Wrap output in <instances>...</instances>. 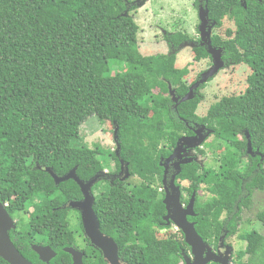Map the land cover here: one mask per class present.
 <instances>
[{
  "label": "trees",
  "instance_id": "1",
  "mask_svg": "<svg viewBox=\"0 0 264 264\" xmlns=\"http://www.w3.org/2000/svg\"><path fill=\"white\" fill-rule=\"evenodd\" d=\"M133 4L0 0V203L14 220L32 209L17 233H10L12 241L20 237L17 250L32 264L41 262L31 244L48 246L56 255L51 264H71L63 250L75 244V233L64 206L82 195L74 181L55 185L44 170L63 177L75 169L83 182L95 177L104 153L98 145L88 148L80 137V127L91 117L117 128L118 156L108 157L115 172L119 160L129 172L130 181L106 182L93 204L100 232L114 240L124 264H184L183 256L190 252L180 231L157 237L170 228L163 220V165L182 137H194L205 127V139L195 148L200 156L212 137L207 150L217 158V167L193 159L180 166L175 184L187 195H181L185 206L195 193L196 216L187 219L213 250L224 233L227 238L238 233L240 214L249 210L253 193L264 192L263 5L195 0L215 28L225 19L234 24L224 38L212 35L211 45L222 50L226 66L244 65L251 72L243 94L221 98L199 117L206 84L193 100L180 103L201 74L188 84L189 67L177 69L175 62L185 43L194 45L187 47L193 62H211L206 47L177 32L163 36L167 54L143 56ZM114 63L119 71L112 75ZM256 219L264 226V209ZM244 238L235 263L264 264V234L249 231ZM93 263L105 264L101 257L88 261L85 252L83 264ZM0 264L7 263L0 259Z\"/></svg>",
  "mask_w": 264,
  "mask_h": 264
},
{
  "label": "rangeland",
  "instance_id": "2",
  "mask_svg": "<svg viewBox=\"0 0 264 264\" xmlns=\"http://www.w3.org/2000/svg\"><path fill=\"white\" fill-rule=\"evenodd\" d=\"M135 6L136 12L134 13V20L139 27L137 34L139 52L143 56H153L155 54H167L169 49L163 40V36L172 33H183L187 35L192 42H196L200 36L198 34V9L194 6L195 0H129ZM226 30H234V24L225 19L220 28H212V35H218L224 38ZM185 66L189 67V75L186 78L188 84L196 80L199 74L207 71L210 66V60H204L199 63L193 62V54L191 49H183L179 51L176 56L175 67L182 69ZM119 71V66L115 63L112 64L111 74ZM250 70L244 65L226 66L210 81L206 83L204 90L201 91L203 100L197 109V115L203 117L206 114L210 105L217 102L223 97L238 96L243 94L247 84L246 78L250 75ZM115 127L106 122L100 124L96 118H89L80 127V137L83 144L90 149L98 145L104 153L101 168L98 166L94 171L98 174L103 173L105 176L111 175L115 170V165L108 157L109 153L116 155L117 146L114 141ZM212 141L209 138L201 147L205 151V156H198L195 149L188 151L184 156L196 158L201 166H209L216 168L218 165L217 158L211 155L207 150V146ZM132 179V178H131ZM130 181V177L127 179ZM133 181H138L133 179ZM104 183L99 181L98 186L92 191L95 197L98 195ZM93 188V187H92ZM160 191V190H159ZM203 198L206 194L199 193ZM187 199L186 194H182ZM264 208V192H255L250 209L243 212L242 219L239 224L238 233L223 243L224 246L231 248V258L228 264H236V258L239 257L245 247L244 236L249 231H256L264 234V227L255 219L256 213ZM26 216H18L15 219V227L18 228L20 222L27 217L32 216V209H30ZM179 230L170 225L169 229L160 230L157 232V237L165 239L170 235H178ZM40 241V239H37ZM212 249V248H211ZM213 250V249H212ZM214 252V250H213ZM243 262H246L244 260Z\"/></svg>",
  "mask_w": 264,
  "mask_h": 264
},
{
  "label": "water",
  "instance_id": "3",
  "mask_svg": "<svg viewBox=\"0 0 264 264\" xmlns=\"http://www.w3.org/2000/svg\"><path fill=\"white\" fill-rule=\"evenodd\" d=\"M202 1V0H199ZM198 33L200 36L199 45L205 46L208 55L211 57V67L200 75L198 81H196L188 90V93L180 100V103H185L194 99V92L201 86L205 85L209 80L213 79L224 67L223 53L221 49L214 48L211 45V31L216 26V23H210L208 19V13L205 8L200 6L198 8ZM193 48V44L185 43L179 47V51L185 48ZM172 100L177 103V99L174 97V92L170 90ZM204 128H200L195 132L194 137H182L179 140L177 147L172 154L165 160L162 187L164 192L163 204L165 206L166 215L163 220L166 226L171 224L175 226L184 236V242L189 247L190 252L188 255L183 256L184 264H228L231 259V248L223 245L224 237L219 240V248L224 247V253L213 252L203 240L198 236L195 231V224L189 222L187 218L195 217L194 202L195 193L192 194L188 204L185 206L181 203V190L176 186V177L180 173V166L190 163L196 158L184 156L188 151H191L199 147L203 141ZM209 133H207L208 135ZM117 128L114 132V141L116 143ZM117 146V144H116ZM116 156H118L119 148L117 146ZM120 162V174H123L121 181H125L129 178V172L127 166H124L123 162ZM171 165L174 168V173L169 179L166 180L168 166ZM53 179L55 185L64 183L66 181H74L82 195V200L78 202H72L69 204L70 208L75 209L81 214V222L85 236L90 240L92 245L99 249L103 255V258L109 264H120L118 257V248L112 239L107 238L101 234L99 230V223L97 217L93 211V204L95 197L92 195V187L99 181L100 176L96 175L93 179L83 182L76 176L75 169L71 170L63 177H57L51 169L46 168L44 170ZM100 175L104 176L103 173ZM15 229V223L13 219L8 215L6 206L0 203V259L7 264H32L26 260L19 251L12 244L9 231ZM33 252L39 257V260L43 264H50L51 260L55 258V253L48 246H32ZM71 257L72 264H83V254L76 251L73 248H66L63 250Z\"/></svg>",
  "mask_w": 264,
  "mask_h": 264
},
{
  "label": "flooded vegetation",
  "instance_id": "4",
  "mask_svg": "<svg viewBox=\"0 0 264 264\" xmlns=\"http://www.w3.org/2000/svg\"><path fill=\"white\" fill-rule=\"evenodd\" d=\"M252 1H257V2H259V3H261L262 5H263V7H264V0H252ZM199 34V33H198ZM211 37H212V33H211ZM199 41H200V38H199ZM211 62H212V60H211ZM196 129V128H195ZM194 135V134H193ZM196 151V150H195ZM199 157H200V155H198ZM172 166L171 165H169L168 166V171H167V176H166V180H167V183H168V181H169V179L171 178V176H172ZM96 175H97V173H96ZM95 175V176H96ZM99 176H100V178H99V181H101V182H103L104 184L106 183V182H109L110 184H114L115 183V181H120L122 178H123V174H120V169H119V171L118 172H115V170H114V172L111 174V175H109V176H102V175H100V174H98ZM99 181H97V183L99 182ZM97 183L93 186V188H92V191L94 190V187L97 185ZM96 188V187H95ZM255 192H257V191H255ZM254 192V193H255ZM254 193H253V195H254ZM181 194H182V192H181ZM253 197V196H252ZM252 200V199H251ZM80 201V200H79ZM76 202H78V201H76ZM5 206H6V204H5ZM65 208H69L70 209V211H69V220H70V224H71V227H72V231L75 233V244L72 246V247H70V248H73V249H75L76 251H78V252H80V253H82L83 254V257H82V260L85 258V252H87V259H88V261H91V262H96L97 261V259H98V257H101V259H102V261L105 263V264H109L108 262H106L105 260H104V258H103V255H102V253H101V251L99 250V249H97V248H95L93 245H92V243L90 242V240L85 236V234H84V231H83V226H82V222H81V214H80V212L79 211H77V210H75V209H72V208H70V206H69V204L67 205V206H64ZM63 207V208H64ZM250 209V208H249ZM264 209V208H263ZM262 210V209H261ZM245 211H247V210H245ZM245 211H243V212H245ZM260 211V210H259ZM258 211V212H259ZM243 212L240 214V222H241V217H242V214H243ZM257 212V213H258ZM256 213V214H257ZM255 219H256V215H255ZM257 220V219H256ZM13 221H14V223H15V220L13 219ZM258 221V220H257ZM259 222V221H258ZM260 223V222H259ZM260 225L262 226V227H264L261 223H260ZM238 228H239V226H238ZM100 230V229H99ZM11 232H16L17 233V228L15 227V229L14 230H10L9 231V237H10V233ZM102 234V233H101ZM103 236H105V237H107V238H110V237H108V236H106V235H104L103 234ZM224 237V240H223V243L225 242V240L226 239H228L227 238V233H224L223 235H222V238ZM110 239H112V238H110ZM10 240H11V238H10ZM113 240V239H112ZM11 242H12V244L15 246V248L16 249H18L19 248V250H21V242H20V237L19 238H14V240L12 241L11 240ZM39 242V241H38ZM113 242H114V240H113ZM115 243V242H114ZM33 245H39V246H45V245H40V244H31L30 246H31V249H32V246ZM117 246V245H116ZM18 247V248H17ZM118 248V247H117ZM66 249V248H65ZM214 252H219L220 254H223L224 253V247L223 248H219V242H218V246H217V248L216 249H214ZM20 253V252H19ZM38 257V256H37ZM118 257H119V255H118ZM232 257V256H231ZM71 258V257H70ZM232 259V258H231ZM38 260H39V257H38ZM40 261V260H39ZM41 262V261H40ZM119 263L120 264H124L120 259H119ZM41 264H43L42 262H41ZM51 264V263H50ZM71 264H72V260H71ZM94 264V263H93Z\"/></svg>",
  "mask_w": 264,
  "mask_h": 264
}]
</instances>
